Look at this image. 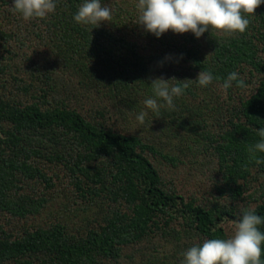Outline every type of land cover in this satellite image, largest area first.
I'll return each mask as SVG.
<instances>
[{"label": "trees", "instance_id": "16d2710c", "mask_svg": "<svg viewBox=\"0 0 264 264\" xmlns=\"http://www.w3.org/2000/svg\"><path fill=\"white\" fill-rule=\"evenodd\" d=\"M83 2L25 21L0 0V264H180L231 237L242 209L264 216V164L247 151L264 128V4L244 33L197 39L144 31L138 0H101L112 20L78 24ZM202 70L212 83L174 110L145 108L150 78ZM233 71L247 87L225 94Z\"/></svg>", "mask_w": 264, "mask_h": 264}, {"label": "clouds", "instance_id": "9594fccd", "mask_svg": "<svg viewBox=\"0 0 264 264\" xmlns=\"http://www.w3.org/2000/svg\"><path fill=\"white\" fill-rule=\"evenodd\" d=\"M57 3L58 0H13L11 10L20 13L25 21L45 19L54 13ZM261 4L264 0H138L136 8L139 15L135 24L157 38L168 31L174 34L191 32L197 39L210 31H222L232 36L248 29V17L255 16ZM112 15V9L102 5L101 0H84L73 19L78 24L98 28L101 22L111 21ZM171 59V56L165 57V61ZM159 63L163 66L164 61ZM150 79L153 95L143 103L159 118L162 108L175 109L174 98L182 96L192 82L207 87L214 77L210 71L202 70L194 80L165 79L163 76ZM171 81L177 83L171 84ZM233 82L238 88L247 87L239 73L233 71L221 86L225 94ZM147 115V111H141L136 116L137 122L143 125ZM256 131L260 139L249 145L247 151L250 159L260 165L264 164V159L257 158V153H264V128ZM261 225H264V216L256 214L254 208H244L242 218L234 222L235 231L231 237L208 239L202 245L190 247L182 253L180 264H264L261 260V243L264 241V232L259 228Z\"/></svg>", "mask_w": 264, "mask_h": 264}, {"label": "rangeland", "instance_id": "374dc122", "mask_svg": "<svg viewBox=\"0 0 264 264\" xmlns=\"http://www.w3.org/2000/svg\"><path fill=\"white\" fill-rule=\"evenodd\" d=\"M185 170H186V169H185ZM186 172H187V175H188L189 177H191V173H190L189 169H187ZM186 172H184V173L186 174ZM205 183H206L205 179H203V182H202V181H200V182L193 181V184L188 185V186H185V188H186L187 190H191V189H192V190H195V191H196V190L205 191V190H206ZM196 184H198V185L196 186ZM257 184H258L257 188H259L262 184L264 185V178L261 179L260 182L257 183ZM260 190H261V189H260ZM261 194H262V192H259L258 197H260ZM226 228H227V231H228V232L231 234V236H232V235L234 234V231H235L234 222H229V223L226 225Z\"/></svg>", "mask_w": 264, "mask_h": 264}]
</instances>
